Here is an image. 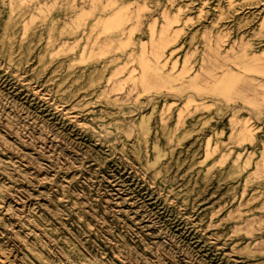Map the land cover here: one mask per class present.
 I'll use <instances>...</instances> for the list:
<instances>
[{"label":"rangeland","instance_id":"1","mask_svg":"<svg viewBox=\"0 0 264 264\" xmlns=\"http://www.w3.org/2000/svg\"><path fill=\"white\" fill-rule=\"evenodd\" d=\"M0 264H264V0H0Z\"/></svg>","mask_w":264,"mask_h":264}]
</instances>
